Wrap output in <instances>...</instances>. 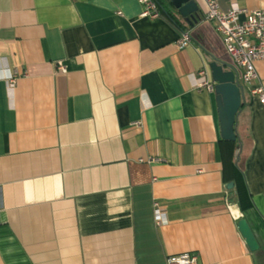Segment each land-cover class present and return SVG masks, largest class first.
<instances>
[{"label":"crops","instance_id":"crops-1","mask_svg":"<svg viewBox=\"0 0 264 264\" xmlns=\"http://www.w3.org/2000/svg\"><path fill=\"white\" fill-rule=\"evenodd\" d=\"M206 1L195 0L192 26L170 7L190 36L179 49L177 26L140 16L138 0H0V57L16 72L12 90L0 78V264H165L181 253L264 264V105L238 81L252 199L242 212L222 178L214 91L193 86L200 70L211 82L212 61L231 70L213 54ZM254 66L264 87V62Z\"/></svg>","mask_w":264,"mask_h":264},{"label":"built area","instance_id":"built-area-1","mask_svg":"<svg viewBox=\"0 0 264 264\" xmlns=\"http://www.w3.org/2000/svg\"><path fill=\"white\" fill-rule=\"evenodd\" d=\"M227 10H222L214 0L206 1L204 19L212 25L220 36L224 49L231 60L233 70L249 92L256 96L264 105V87L257 83L255 62H264V8L248 10L237 5L236 0H229ZM142 9L140 16L156 18L159 11L154 0H138ZM190 42L187 31H181L176 46L181 49ZM56 69L65 73L66 69L61 62L56 63ZM206 72L200 70L193 77V86L213 91V83L206 79ZM0 78L5 81L7 89L12 90L16 80V72L10 69L7 59L0 57ZM139 125L140 122H134ZM150 159L149 161H156ZM153 219L156 225L166 223V214L157 202L153 204ZM165 264H197L196 255L181 253L165 258Z\"/></svg>","mask_w":264,"mask_h":264},{"label":"water","instance_id":"water-1","mask_svg":"<svg viewBox=\"0 0 264 264\" xmlns=\"http://www.w3.org/2000/svg\"><path fill=\"white\" fill-rule=\"evenodd\" d=\"M170 4L189 26L195 23L198 9L195 0H170ZM209 70L215 94L220 138L226 141H236L235 121L243 102L242 88L233 70H224L223 66L216 61L209 63ZM236 149L239 150V143L236 144ZM226 187L227 189L232 188V183H228ZM237 228L248 250L256 251L258 243L244 218L237 221Z\"/></svg>","mask_w":264,"mask_h":264},{"label":"trees","instance_id":"trees-1","mask_svg":"<svg viewBox=\"0 0 264 264\" xmlns=\"http://www.w3.org/2000/svg\"><path fill=\"white\" fill-rule=\"evenodd\" d=\"M158 11L167 15V17L177 26L180 31H186L187 26L180 23L170 11V0H154ZM215 38V37H214ZM216 39V38H215ZM214 49V50H213ZM213 54L219 62L227 65L229 69L235 70L230 58L228 57L222 41L217 39L213 43ZM239 81V80H238ZM238 114V113H237ZM237 120L235 121L236 141L221 140L223 152V169L222 178L224 183H232V188L228 189L232 200L237 204L239 209L244 212L252 207V199L245 184L243 176V159L244 154V137L243 133L238 129ZM239 143V150L236 149V144ZM237 151V154L235 155Z\"/></svg>","mask_w":264,"mask_h":264}]
</instances>
